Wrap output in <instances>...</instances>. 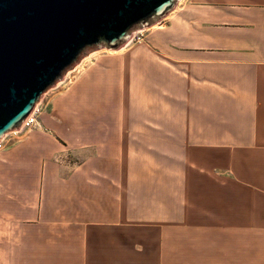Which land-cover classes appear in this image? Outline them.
I'll return each mask as SVG.
<instances>
[{
	"label": "rangeland",
	"instance_id": "374dc122",
	"mask_svg": "<svg viewBox=\"0 0 264 264\" xmlns=\"http://www.w3.org/2000/svg\"><path fill=\"white\" fill-rule=\"evenodd\" d=\"M160 21H153L149 28L136 27L130 40L118 49H86L38 105L49 94L76 84L91 65L89 57L95 61L93 58L125 48L119 53L123 56L125 50L144 44L149 29ZM139 32L143 40L137 42ZM124 85L125 98H118L117 90L107 91L103 120L83 115L86 122L80 126L85 128L78 132L83 146L40 139L63 170L115 172L119 186L111 188L107 182L92 195L103 209L84 208L92 218L115 220L119 225L72 229L65 223L41 221L43 207L47 204L50 214L59 195L43 194L45 158L18 155V141L39 127L31 131L19 128L17 133L5 135L0 148V264H210L211 252L224 250L220 238L225 235L227 203L237 199L232 189L230 196L226 189L225 116L193 114L194 100L189 99L190 106L183 107L175 97L164 99L161 83L148 82L134 70L133 82ZM111 93L116 95L113 100H109ZM196 101L203 111L213 104V110L224 107V100L212 103L206 95L199 94ZM119 105L121 115L116 114ZM49 119L55 121L53 115ZM104 155L112 160L109 168L103 162H81L82 158ZM113 157L121 159L120 167Z\"/></svg>",
	"mask_w": 264,
	"mask_h": 264
},
{
	"label": "crops",
	"instance_id": "0c3cea01",
	"mask_svg": "<svg viewBox=\"0 0 264 264\" xmlns=\"http://www.w3.org/2000/svg\"><path fill=\"white\" fill-rule=\"evenodd\" d=\"M124 49L93 58L95 61L89 57L91 65L76 84L42 100L39 129L24 134L17 143L19 158H45L43 194L59 195L51 216L47 204L43 207L41 221L65 223L72 229L119 225L115 220L92 218L84 208L103 209L92 195L107 182L111 188L119 186L115 172L63 170L40 139L83 146L78 133L85 128L80 126L86 122L83 115L103 120L107 91L117 90L118 98H125L124 84L133 82L134 70L148 82L161 83L162 98L175 97L183 107L190 106L189 99L194 100L193 114L225 116L226 189L229 196L232 189L237 199L227 203L225 235L220 238L224 250L211 252L210 264H264V0H182L149 29L144 44L121 56ZM199 94L212 103L224 100V107L213 110V104L203 111L197 106ZM110 97L113 100L116 95ZM121 107L116 114H123ZM51 115L55 121H50ZM104 157L82 158L81 162H103L109 168L112 160ZM113 163L120 167L121 159L114 158ZM52 178L58 182H51Z\"/></svg>",
	"mask_w": 264,
	"mask_h": 264
},
{
	"label": "water",
	"instance_id": "95a60500",
	"mask_svg": "<svg viewBox=\"0 0 264 264\" xmlns=\"http://www.w3.org/2000/svg\"><path fill=\"white\" fill-rule=\"evenodd\" d=\"M179 0H0V140L89 48L118 49Z\"/></svg>",
	"mask_w": 264,
	"mask_h": 264
},
{
	"label": "built area",
	"instance_id": "2783aa9c",
	"mask_svg": "<svg viewBox=\"0 0 264 264\" xmlns=\"http://www.w3.org/2000/svg\"><path fill=\"white\" fill-rule=\"evenodd\" d=\"M138 35H139V36H137V40H136L137 42L143 40V39H142V38H143V37H142V32H139ZM135 38H136V37L133 36V40H135ZM41 113H42V112H41V110H40V108H39V105L37 104V105L35 106L34 110H33L32 116L27 117V118L25 119V121L22 123L20 129H25L26 131H29V130H32V129H34L35 127H37L38 124H39V118H40V116H41ZM17 131H18V130L13 131V133H17ZM4 139H5V136L3 137L2 140H0V148H2V145H3V141H4Z\"/></svg>",
	"mask_w": 264,
	"mask_h": 264
}]
</instances>
